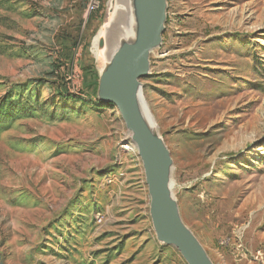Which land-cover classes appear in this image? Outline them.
Segmentation results:
<instances>
[{
	"label": "rangeland",
	"instance_id": "rangeland-1",
	"mask_svg": "<svg viewBox=\"0 0 264 264\" xmlns=\"http://www.w3.org/2000/svg\"><path fill=\"white\" fill-rule=\"evenodd\" d=\"M130 1L0 0V264H187L99 100L94 38L112 15L115 45L134 41ZM69 77L85 100L62 96ZM140 84L182 222L212 264H264V0H166Z\"/></svg>",
	"mask_w": 264,
	"mask_h": 264
},
{
	"label": "water",
	"instance_id": "water-1",
	"mask_svg": "<svg viewBox=\"0 0 264 264\" xmlns=\"http://www.w3.org/2000/svg\"><path fill=\"white\" fill-rule=\"evenodd\" d=\"M136 33L121 43L99 75L101 102L114 105L129 131L144 172L149 215L156 239L173 246L187 264H212L182 222L172 193V160L143 110L140 80L148 75L150 53L158 48L166 20V0H132Z\"/></svg>",
	"mask_w": 264,
	"mask_h": 264
},
{
	"label": "bare ground",
	"instance_id": "bare-ground-1",
	"mask_svg": "<svg viewBox=\"0 0 264 264\" xmlns=\"http://www.w3.org/2000/svg\"><path fill=\"white\" fill-rule=\"evenodd\" d=\"M124 1V0H123ZM128 3V2H127ZM117 5V4H116ZM126 5V4H125ZM131 6V10L134 14V10H133V4H132V1H130V4ZM123 7V6H122ZM126 7H128L126 5ZM121 7L120 5L114 7L112 9V12L113 13H117V11H120ZM115 15V14H114ZM114 17V16H113ZM112 20V15L107 19L106 23L101 27L100 31L97 33L96 37L94 38V42H93V48H92V54L94 55V57L98 60L102 57V54H104V56L106 57V64L109 63L112 55L114 54V52L116 51V49L118 48L117 45H115L117 41H115V34H116V30L115 29H108V26L110 25V22ZM116 20V19H115ZM120 21V20H119ZM135 24H136V20H135ZM108 32H112L113 34V38L111 41H107L104 43V40H105V37L107 35ZM123 37V36H122ZM107 38V37H106ZM104 43V45H106V48L103 47V48H99L98 46L99 45H102ZM123 43V42H122ZM99 62V61H98ZM103 71V70H102Z\"/></svg>",
	"mask_w": 264,
	"mask_h": 264
},
{
	"label": "trees",
	"instance_id": "trees-1",
	"mask_svg": "<svg viewBox=\"0 0 264 264\" xmlns=\"http://www.w3.org/2000/svg\"><path fill=\"white\" fill-rule=\"evenodd\" d=\"M60 88L62 89L61 90L62 91L61 93L63 94L62 96L65 97V98L72 99V100H75V101H83V100H85L86 96H85L83 91H82V93L80 91H78L77 94L73 95V94H68L64 84H61Z\"/></svg>",
	"mask_w": 264,
	"mask_h": 264
},
{
	"label": "built area",
	"instance_id": "built-area-1",
	"mask_svg": "<svg viewBox=\"0 0 264 264\" xmlns=\"http://www.w3.org/2000/svg\"><path fill=\"white\" fill-rule=\"evenodd\" d=\"M97 8V6L94 4V3H91V5L89 6V8H88V10H89V12H93L95 9ZM56 72H59V68L58 69H56ZM56 76H59L58 75V73H56ZM63 78V77H62ZM64 79V78H63ZM65 80V79H64ZM66 86H65V88H66V90H67V92H68V94H77L78 93V91H75L74 90V87H70L69 85L71 84V78L69 77V79H67L66 80Z\"/></svg>",
	"mask_w": 264,
	"mask_h": 264
}]
</instances>
